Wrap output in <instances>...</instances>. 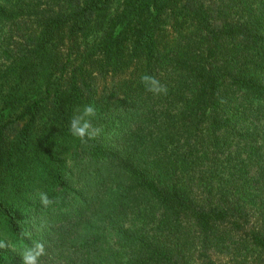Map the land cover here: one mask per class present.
I'll list each match as a JSON object with an SVG mask.
<instances>
[{
	"label": "trees",
	"instance_id": "16d2710c",
	"mask_svg": "<svg viewBox=\"0 0 264 264\" xmlns=\"http://www.w3.org/2000/svg\"><path fill=\"white\" fill-rule=\"evenodd\" d=\"M3 239L0 264H264V0H0Z\"/></svg>",
	"mask_w": 264,
	"mask_h": 264
},
{
	"label": "clouds",
	"instance_id": "9594fccd",
	"mask_svg": "<svg viewBox=\"0 0 264 264\" xmlns=\"http://www.w3.org/2000/svg\"><path fill=\"white\" fill-rule=\"evenodd\" d=\"M140 82L144 85L146 91L155 95L167 94V87L161 84L160 80L153 75L143 74ZM98 116V109L95 104H86L82 108H77L69 122V132L80 140L81 144L87 145L89 141L95 140L101 129L96 127L93 121ZM37 198L42 207L48 208L54 203L46 192H39ZM30 233L24 232L20 239L23 241L29 238ZM9 247L6 239L0 240V250ZM46 255L45 242L42 240L33 241L31 246L25 244L21 253L22 264H42L41 257Z\"/></svg>",
	"mask_w": 264,
	"mask_h": 264
},
{
	"label": "rangeland",
	"instance_id": "374dc122",
	"mask_svg": "<svg viewBox=\"0 0 264 264\" xmlns=\"http://www.w3.org/2000/svg\"><path fill=\"white\" fill-rule=\"evenodd\" d=\"M226 241L224 245L219 248H214L210 251L211 257L218 264H254L257 256L249 251H244L239 242L229 244ZM196 255L193 254L190 258L194 259Z\"/></svg>",
	"mask_w": 264,
	"mask_h": 264
}]
</instances>
